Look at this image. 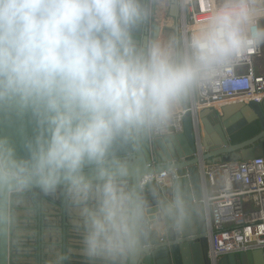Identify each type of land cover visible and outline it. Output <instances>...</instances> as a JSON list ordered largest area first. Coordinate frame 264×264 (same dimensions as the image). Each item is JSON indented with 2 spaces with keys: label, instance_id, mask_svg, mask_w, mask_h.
<instances>
[{
  "label": "clouds",
  "instance_id": "9594fccd",
  "mask_svg": "<svg viewBox=\"0 0 264 264\" xmlns=\"http://www.w3.org/2000/svg\"><path fill=\"white\" fill-rule=\"evenodd\" d=\"M150 11L145 0H0V228L15 222L9 203L59 196L86 264H137L161 221L182 216L179 200L150 213L116 146L164 128L196 85L264 44V0H216L179 51L137 43Z\"/></svg>",
  "mask_w": 264,
  "mask_h": 264
},
{
  "label": "water",
  "instance_id": "95a60500",
  "mask_svg": "<svg viewBox=\"0 0 264 264\" xmlns=\"http://www.w3.org/2000/svg\"><path fill=\"white\" fill-rule=\"evenodd\" d=\"M145 3L149 7L148 0ZM171 11V16L179 19L177 0H172ZM176 27L162 31L149 15L134 38L144 46L170 34L179 51ZM180 103L189 106V94ZM193 116L200 123L199 150ZM168 127L169 124L116 146V155L136 169L141 183L162 173L172 176L170 190H161L154 182L141 186L151 214L177 200L183 207L182 216L165 217L159 229L150 233L137 264H210L203 204L209 188L203 182L201 168L264 157V97L235 107L195 109L194 115L188 112L182 120L181 133ZM8 208L15 222L0 228V264H52L55 257L49 258L50 247H54L52 255L58 251L70 253L65 264H86L76 251L80 249L76 241L79 237L59 196L34 192L28 194L25 203H9ZM216 264H264V249L227 254Z\"/></svg>",
  "mask_w": 264,
  "mask_h": 264
},
{
  "label": "built area",
  "instance_id": "2783aa9c",
  "mask_svg": "<svg viewBox=\"0 0 264 264\" xmlns=\"http://www.w3.org/2000/svg\"><path fill=\"white\" fill-rule=\"evenodd\" d=\"M179 5L178 46L183 49L191 30L201 21L216 0H177ZM261 45L224 67L189 93L190 105L173 113L168 122L175 133L182 132L186 113L231 98L259 102L264 97V71L259 68ZM195 138L201 142L200 123L192 118ZM208 194L203 199L206 212V237L210 264L231 253L264 249V157L231 161L201 168ZM161 190L172 188V176L162 173L146 178ZM210 188L213 191L209 194Z\"/></svg>",
  "mask_w": 264,
  "mask_h": 264
},
{
  "label": "crops",
  "instance_id": "0c3cea01",
  "mask_svg": "<svg viewBox=\"0 0 264 264\" xmlns=\"http://www.w3.org/2000/svg\"><path fill=\"white\" fill-rule=\"evenodd\" d=\"M151 1L154 4V6L150 7V9H151V11H150L151 12V18L154 21V23L157 26H159L162 31L165 28H169L170 30L177 29L176 26H178L177 25L178 19H175L170 14L171 7H172V0H151ZM171 13H172V11H171ZM262 23H264V21H262ZM175 38H176V33H175ZM156 41L172 42V43H174L175 46H177V43L175 42L176 40H174L171 37L170 34L169 35H164L163 37H160V39H158ZM261 49H262V56H261V58L259 60V68L264 71V44H261ZM246 102H247V100L245 98H240V97L231 98V99H228V100H225V101L217 103L218 105H215V104H213V105H203V107L200 108V109H203V110H206V109L219 110L222 107H235V106H237L239 104L240 105L243 104V103L245 104ZM182 107H183V105H181V103H179V105L175 108L173 113H176ZM163 131H166V130H163ZM212 191H213V188H210L209 194ZM53 218L54 217H50L49 219H53ZM76 241H79V243H80V240H76ZM48 247H50V246H48ZM51 251L52 252L54 251V247H50V249H49V253H50L49 258L50 259H52V257H55V255L51 254ZM76 251L80 252L79 250H76ZM53 253H55V251Z\"/></svg>",
  "mask_w": 264,
  "mask_h": 264
},
{
  "label": "flooded vegetation",
  "instance_id": "af4514ba",
  "mask_svg": "<svg viewBox=\"0 0 264 264\" xmlns=\"http://www.w3.org/2000/svg\"><path fill=\"white\" fill-rule=\"evenodd\" d=\"M148 4H149V8H150V7L152 6V4H153V3H152V1H151V0H148ZM149 15H150V17H151V12H150V14H149ZM151 19H152V18H151Z\"/></svg>",
  "mask_w": 264,
  "mask_h": 264
},
{
  "label": "rangeland",
  "instance_id": "374dc122",
  "mask_svg": "<svg viewBox=\"0 0 264 264\" xmlns=\"http://www.w3.org/2000/svg\"><path fill=\"white\" fill-rule=\"evenodd\" d=\"M153 2H154V1H153ZM152 6H154V4H153ZM178 27H180V24H179V22H178Z\"/></svg>",
  "mask_w": 264,
  "mask_h": 264
},
{
  "label": "bare ground",
  "instance_id": "6f19581e",
  "mask_svg": "<svg viewBox=\"0 0 264 264\" xmlns=\"http://www.w3.org/2000/svg\"><path fill=\"white\" fill-rule=\"evenodd\" d=\"M160 39V38H159ZM215 105H218V104H215Z\"/></svg>",
  "mask_w": 264,
  "mask_h": 264
}]
</instances>
